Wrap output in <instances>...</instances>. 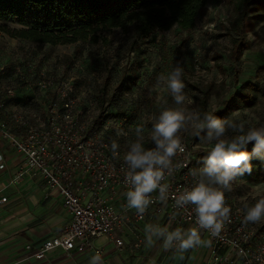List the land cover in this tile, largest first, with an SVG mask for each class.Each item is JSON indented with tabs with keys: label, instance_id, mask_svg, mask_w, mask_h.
Listing matches in <instances>:
<instances>
[{
	"label": "rangeland",
	"instance_id": "374dc122",
	"mask_svg": "<svg viewBox=\"0 0 264 264\" xmlns=\"http://www.w3.org/2000/svg\"><path fill=\"white\" fill-rule=\"evenodd\" d=\"M248 1L245 39L249 42V48L243 53L237 65L229 62L231 46L227 37H219L224 32L223 28L231 15L229 0H209L207 7L197 18L195 28L186 38V33L180 35L176 28L155 32L141 42L137 39L136 45L144 50V53L140 57L132 56L131 59L127 58L123 52L119 54L118 59L114 57V51L125 39L119 30L103 32L99 35L101 38L99 37L100 40L96 45L89 40L68 45H51L21 40L9 33L0 32V70L4 71V74L0 76V84L15 88L16 100L30 96L32 92L27 87L13 81L11 70L14 66L33 64L35 68L46 69L56 77L67 75L73 79L77 78L81 87L87 92V99L93 101L90 94L93 93L94 83L101 84L107 72L104 68H112L111 85L118 81L121 74L124 75L123 79L126 80L124 97L128 96L126 89L130 88V98L137 100L138 110L134 111L130 99L125 105V119L115 117V111L109 112L108 120L112 124L106 127L111 141L116 140L120 145L118 151L125 153L128 143L135 140V128L141 126L145 129V148H154L155 145L150 139L152 124L155 122L153 106H156L159 111L165 107H176L171 94L157 85V78L160 75H166L179 65L177 56L172 53V48H177L181 54L179 61H182V64L179 66L184 73L183 91L192 101L188 104L186 99L183 107L189 111H197L200 90L207 94L206 107L209 112H212L219 109L222 103L240 88V83L264 86V0ZM7 28L10 32L20 29L16 24H8ZM134 60H137V63ZM96 66V71L91 73ZM134 79L136 84L129 87ZM187 84L197 89L192 91ZM7 108L12 110L14 104L8 103ZM98 111L97 109L95 114H99ZM226 119L236 123L243 122L246 130L249 127H264V97L258 94L253 107L235 110ZM112 120H116V123ZM118 130L122 133L121 135H117ZM236 134L231 129L226 133L228 137ZM180 136L183 142L191 143L195 135L190 130L187 133H180ZM251 145L253 144L250 143L247 146ZM211 146L205 139L202 140L198 144L200 149L198 154H203L202 157H205ZM254 160L255 158L251 161V174L237 176L232 182V191L224 193L226 202L242 203L247 208L253 206L258 199L264 198V182L253 181V178L262 180L264 172L258 171ZM262 163L264 165L261 161ZM38 207L41 212L42 209L43 212L48 211L44 215L48 217L44 220L29 217L22 221L7 210L0 211V264H39L41 262L35 261L31 256L37 244L33 243L32 237L25 234L26 230H32V233L39 236L43 235V231L48 228L51 232L58 231L59 234L65 231L68 221L57 204H50L47 208ZM247 223L256 235H264V219L257 223ZM149 224H152V220ZM158 226L167 227L162 220L158 221ZM167 228L169 231L172 230ZM153 239L154 243L151 246H147L144 252L135 256L110 251L100 255L83 251L64 255L56 252L42 260L44 263L41 264H90L93 257H99L96 264H211L209 246H198L181 253L174 247L165 249L162 239L157 240L155 237ZM201 239L207 240L203 235Z\"/></svg>",
	"mask_w": 264,
	"mask_h": 264
},
{
	"label": "built area",
	"instance_id": "2783aa9c",
	"mask_svg": "<svg viewBox=\"0 0 264 264\" xmlns=\"http://www.w3.org/2000/svg\"><path fill=\"white\" fill-rule=\"evenodd\" d=\"M3 74L0 70V76ZM11 77L32 94L16 100V89L0 84V139L21 160L8 185L24 179L43 183L47 194L58 198L70 217L62 234L45 238L34 247L31 256L35 261L56 252L100 255L103 248L95 246L98 240L112 243L118 254L133 253L143 245L140 225L151 220L157 226L162 220L172 230L198 227L195 206L178 207L175 200L197 183L203 166L199 143L182 141L185 151L172 158V171H165L162 181L168 185L167 199L156 200L138 215L126 207L130 185L125 184L124 153L114 157L110 151L112 141L106 125L112 123L107 112L100 115L106 118L102 125L94 123L96 101L87 99L78 79L56 77L33 64L14 66ZM8 103L14 104L12 110ZM158 195V190L151 193L154 200ZM5 202L6 198L0 199V204ZM226 206L231 209L230 217L218 236L200 229V234L211 240V264H264V235H256L248 225L245 204L226 202ZM125 238L130 240L126 243Z\"/></svg>",
	"mask_w": 264,
	"mask_h": 264
},
{
	"label": "clouds",
	"instance_id": "9594fccd",
	"mask_svg": "<svg viewBox=\"0 0 264 264\" xmlns=\"http://www.w3.org/2000/svg\"><path fill=\"white\" fill-rule=\"evenodd\" d=\"M183 74V69L177 65L166 75L157 78V85L171 94L176 107H165L154 118L150 139L155 147L145 148V129L137 126L134 130L135 140L128 143L123 155V163L127 166L125 184L130 185L126 192V207L143 215L150 204L167 199L168 185L162 181L165 171H172V158L177 152L185 151L180 133L191 130L194 135L200 136L206 131L204 139L212 146L198 170L197 183L175 200L178 207L195 206V223L198 227L186 230L177 227L169 231L167 227L147 224L144 229L147 246L154 243L155 237L163 240L165 249L175 247L181 253L194 247L211 245V240L201 239L200 229L209 230L214 236L219 235L231 212L226 206L224 193L232 191V182L237 176L251 174L253 158L264 162V127H249L246 130L243 122L236 123L212 113L187 110L183 107L186 99L189 104L192 101L184 94ZM229 129L237 134L228 137L226 133ZM121 134L118 130L117 135ZM250 143L254 146L248 151L247 145ZM119 147L118 142L112 140L110 151L114 157L120 155ZM192 175L197 176V171H193ZM157 190L159 195L154 200L151 193ZM262 219L264 198L247 207L245 214L247 222L257 223ZM98 259L93 257L90 264H96Z\"/></svg>",
	"mask_w": 264,
	"mask_h": 264
},
{
	"label": "trees",
	"instance_id": "16d2710c",
	"mask_svg": "<svg viewBox=\"0 0 264 264\" xmlns=\"http://www.w3.org/2000/svg\"><path fill=\"white\" fill-rule=\"evenodd\" d=\"M208 3L209 0H0V32L9 33L21 40L51 45H68L78 41L83 43L87 40L96 45L100 40L99 35L103 32L119 30L125 39L114 51V57L118 59L119 54L123 52L131 59L132 56L136 58L144 53V50L136 45L138 40L141 42L155 32L176 28L178 34L186 33V38L195 28L197 18ZM248 3V0H229L231 15L223 28L224 32L219 36L227 37L231 46L228 59L234 65L239 63L241 56L249 48V42L245 39ZM8 24H16L20 29L10 32ZM172 53L177 56L181 65L178 49L172 48ZM77 55L80 56L79 53ZM134 62L137 63V60ZM96 69L97 66L91 73ZM124 69L127 71L126 67ZM104 70H107L106 77L101 84L94 83L93 93L90 94L96 101V110H99L94 120L97 125H102L106 120L100 116L103 112H107L110 118L109 112L115 111V117L125 119V105L131 99L130 88L126 89L128 96L124 97V75L121 74L112 86V68ZM135 84L136 79L129 87ZM187 86L192 91L197 89L192 85ZM199 93L201 95L197 100L198 112H208L226 119L235 110L253 107L258 94L264 97V86L240 83V88L232 93L219 109L212 112L206 107L207 94L201 90ZM130 101L134 111L138 110L137 100ZM153 109L157 117L160 111L156 106H153ZM205 135L206 131L200 136L195 135L191 140L200 143ZM253 146H247V150L251 151ZM254 161L258 171L264 172L263 163L256 158ZM258 179L253 178V181L264 182V177L262 180Z\"/></svg>",
	"mask_w": 264,
	"mask_h": 264
},
{
	"label": "crops",
	"instance_id": "0c3cea01",
	"mask_svg": "<svg viewBox=\"0 0 264 264\" xmlns=\"http://www.w3.org/2000/svg\"><path fill=\"white\" fill-rule=\"evenodd\" d=\"M0 157L2 158L4 164V169L0 170V199L6 198V202L4 204H0V211L2 209L7 210L9 213L14 215L15 217L20 218L21 220L28 219L29 217H31L32 219L34 218L38 220H44L46 217H48L44 216L46 213H48V211L43 212L42 209L41 212L40 207L38 206L47 208L50 204H57L62 209L69 223L70 217L61 207L60 200L55 196L50 195L49 193L47 194V192L44 190L43 183L39 181L24 179L22 182L16 185H8L11 177L18 171L21 165V160L10 148H8V146H6V144L1 139ZM144 229L145 226L140 225L139 230L143 240V245L141 246V248L138 250H134L133 253L124 251L121 254L135 256L145 251L147 245ZM57 232H51L50 228H48L46 229V231H43V235L40 236L38 234L32 233V230H26L25 234L29 237H32L34 244H39L43 240H45V238H48L50 236H57L63 233L62 232L59 234ZM129 240L130 238L124 239L126 243ZM95 246L97 248H103V252L110 251L117 253L114 249L113 244L104 240L95 241ZM41 263L44 262H39V264Z\"/></svg>",
	"mask_w": 264,
	"mask_h": 264
}]
</instances>
